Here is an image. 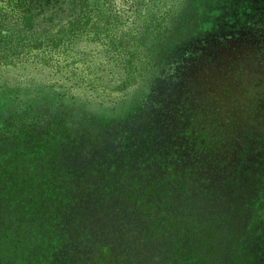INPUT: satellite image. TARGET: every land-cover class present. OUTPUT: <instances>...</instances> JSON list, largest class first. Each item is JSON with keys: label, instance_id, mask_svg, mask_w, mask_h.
<instances>
[{"label": "rangeland", "instance_id": "1", "mask_svg": "<svg viewBox=\"0 0 264 264\" xmlns=\"http://www.w3.org/2000/svg\"><path fill=\"white\" fill-rule=\"evenodd\" d=\"M2 1L33 31L79 11ZM113 2L128 22L176 8L125 98L52 86L43 67L0 77V264H125L131 241L128 264H264V0Z\"/></svg>", "mask_w": 264, "mask_h": 264}, {"label": "trees", "instance_id": "2", "mask_svg": "<svg viewBox=\"0 0 264 264\" xmlns=\"http://www.w3.org/2000/svg\"><path fill=\"white\" fill-rule=\"evenodd\" d=\"M78 4L77 16L66 26L36 31L11 19L1 4L0 77L43 67L53 77L52 86H68L106 103L123 99L139 87L164 42L173 37L175 6L159 7L128 22L113 0H79ZM106 74L117 80L106 82ZM122 245L118 247L124 248L126 257L134 256L135 260L140 248L137 241ZM72 250L77 251L75 247ZM65 255L66 261L56 259L58 264H81L79 253ZM126 257L124 262L128 264Z\"/></svg>", "mask_w": 264, "mask_h": 264}]
</instances>
